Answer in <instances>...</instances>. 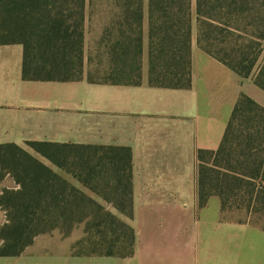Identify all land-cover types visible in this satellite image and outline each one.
<instances>
[{
  "label": "trees",
  "instance_id": "obj_1",
  "mask_svg": "<svg viewBox=\"0 0 264 264\" xmlns=\"http://www.w3.org/2000/svg\"><path fill=\"white\" fill-rule=\"evenodd\" d=\"M240 1L0 0V44L23 47L25 81L86 78L91 84L138 86L146 51L150 86L189 89L196 17L199 49L240 79L252 77L264 92V60L253 75L264 31L248 36L247 45L255 51L252 57L219 48L213 37L217 31L235 28L233 10ZM261 152L264 107L242 92L217 150L198 151L199 206L217 197L223 212L240 208L250 214L262 212L264 188H256L258 182L264 183ZM7 175L16 187L0 192L5 215L0 257H19L38 236L55 231L69 238L76 227H83V235L74 241L72 256L134 254L136 236L128 223L134 214L129 148L32 141L23 148L4 143L0 144V180Z\"/></svg>",
  "mask_w": 264,
  "mask_h": 264
},
{
  "label": "crops",
  "instance_id": "obj_2",
  "mask_svg": "<svg viewBox=\"0 0 264 264\" xmlns=\"http://www.w3.org/2000/svg\"><path fill=\"white\" fill-rule=\"evenodd\" d=\"M202 53L194 42L191 88L168 89L148 84L146 51L141 85L126 86L86 78L25 81L23 47L0 44V144L129 148L134 214L128 223L136 236L134 254L116 258L74 257L72 236L41 235L0 264H264V223L250 213L234 217L220 204L213 213L210 203L199 206L198 151L217 150L245 89L233 71ZM15 187L9 175L0 180V192Z\"/></svg>",
  "mask_w": 264,
  "mask_h": 264
},
{
  "label": "rangeland",
  "instance_id": "obj_3",
  "mask_svg": "<svg viewBox=\"0 0 264 264\" xmlns=\"http://www.w3.org/2000/svg\"><path fill=\"white\" fill-rule=\"evenodd\" d=\"M194 6L195 5H193V8ZM233 11H235L234 15L236 16V19H234L235 17H233L232 25L235 28H232V31H229L228 33L226 31H222V32L217 31L214 33L213 37L215 36V40L219 48L226 47L228 50L233 49L239 52L242 51L244 55L246 53V56L252 57L255 51L253 48H250L247 45L248 36H250L252 31H255V30L264 31V0H241L235 6V9ZM198 28H199V23L195 17L193 21L192 45L194 42L197 45ZM202 54H204V52ZM263 60H264V39L261 41L260 57L253 71V75L257 73L258 68L263 62ZM200 62L203 63V61H200ZM204 66L205 64L203 63V69H204ZM225 70H227V72H230V70L226 68ZM219 77L222 78L224 82H227L224 79L226 78V76H223L222 74H220ZM227 79L229 80V76H227ZM241 81H243L244 86H245L244 93L250 96L251 98H253L257 103H259L261 106L264 107V92L258 89L253 84L252 77L246 80L241 79ZM236 145L237 143H234L233 147H236ZM261 154H263L264 156V152H261ZM256 188H259V189L264 188V183L258 182L256 184ZM242 192L244 193L243 197L245 198V189ZM243 193H240V194H243ZM90 194L92 196H96L93 193H90ZM209 200L207 204L208 203L211 204L210 209L212 208L211 211L213 213L214 210L217 209V207H219L220 200L218 198H210ZM231 205L234 206L233 203H231ZM228 212L234 217H240L241 219H245V216L248 215V213L245 211V208L233 209ZM250 216H251V219L264 223V210L260 213H252ZM54 234H59V233L55 231V232L45 234V235L53 236ZM82 235H83V227H76L71 236L74 238V241H75V240L80 239ZM91 257H97V256H91Z\"/></svg>",
  "mask_w": 264,
  "mask_h": 264
}]
</instances>
